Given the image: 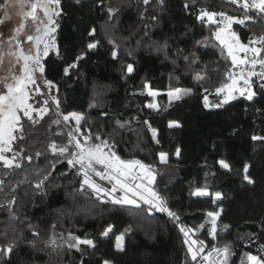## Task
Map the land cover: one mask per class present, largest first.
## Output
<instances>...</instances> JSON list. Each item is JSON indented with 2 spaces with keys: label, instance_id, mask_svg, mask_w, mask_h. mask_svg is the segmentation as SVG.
<instances>
[{
  "label": "trees",
  "instance_id": "16d2710c",
  "mask_svg": "<svg viewBox=\"0 0 264 264\" xmlns=\"http://www.w3.org/2000/svg\"><path fill=\"white\" fill-rule=\"evenodd\" d=\"M109 6L115 10L111 14ZM201 9L245 15L243 7L230 0H164L163 5L157 0L148 5L143 0H61V15L54 19L55 46L42 60L43 79L54 84L52 95L39 82L50 110L43 118L33 116L36 123L27 117L21 120L23 132L17 135L23 139L14 141L12 148L20 153L17 162L22 167L7 169L0 162V179L4 180L0 185V204L4 205L0 207V244L16 239L13 252L0 255V264H103L105 260L111 264H194L182 226L193 230L191 238L203 241L205 250L213 244H230L234 254L228 264H241L246 252L260 253L264 245V142L252 137L264 136V90L255 86L251 101L238 97L221 107L204 106L203 95L227 82L232 64L224 46L211 37L216 25L196 18ZM248 14L256 18L233 24L241 42L264 34V19L254 9ZM92 29L95 32L89 35ZM89 43L97 47L90 50ZM82 53L83 59L65 75L64 69ZM128 64L134 68L130 74ZM198 73L203 77L200 80ZM145 83L159 92L160 109L145 105L150 102L143 93ZM175 88L192 91L168 101L167 93ZM53 98L60 101L59 108ZM71 112L84 114L81 135L99 134L122 160L151 166V187L179 215V221L144 201L117 204L87 185L81 187L79 166L70 168V157L53 153L49 147L53 141L67 143V134L73 130L63 115ZM170 121H178L179 126L169 127ZM152 128L157 130L155 139ZM37 152L41 153L38 157ZM160 153L167 154L166 162L160 160ZM27 156L33 159L28 161ZM221 160L230 168H223ZM246 163L251 184L243 179ZM40 171L52 174L37 189L35 173ZM198 188L209 195H192ZM216 192L222 199L213 203ZM12 197L15 203L5 204ZM9 208L15 218L10 217ZM221 208L213 238L206 213ZM224 225L230 226L227 231L222 230ZM109 227L112 231L103 236ZM121 234L123 250L116 247V236ZM73 237L91 239L96 246L68 248Z\"/></svg>",
  "mask_w": 264,
  "mask_h": 264
},
{
  "label": "snow or ice",
  "instance_id": "6c2138e0",
  "mask_svg": "<svg viewBox=\"0 0 264 264\" xmlns=\"http://www.w3.org/2000/svg\"><path fill=\"white\" fill-rule=\"evenodd\" d=\"M151 0H143L144 5L150 4ZM157 2L163 5L164 0H157ZM233 4H239L243 7L245 15L241 17H235L228 15L225 12H215L208 9H201L199 15L196 17L198 20H207L212 24L216 25V31L211 34V37L219 42L220 45L224 46L226 49V57L230 58L232 68H240V71L234 72L229 71L227 73L226 83H221L220 86L216 87L215 92L217 95L223 94L224 99L219 104L212 105V107H221L222 104L227 103L228 101L235 99L236 94L240 96H246L247 100H253V97L256 95V92L252 88V77H259L261 80H264V34L258 35L255 38H250L247 44L241 43L237 34L233 31H230L233 23L244 24L246 21H251L256 17L249 15L250 10H256L257 14L261 19H264V0H230ZM79 3V0H77ZM103 3V0H101ZM61 0H3V3H0V10L4 11L3 18H0V25L4 24L6 20L11 19V12L18 10V15L21 17L20 24L14 28L13 35L9 36L5 41L3 33L0 32V44L7 43L9 48H15L14 51H9L7 54L9 56L15 57V64L11 65L8 70V75L5 77H0V162L3 163V166L7 169L20 168L22 165L17 162V157L20 155L19 152H14L12 144L17 139H23L22 136H18V132H23V125L21 120L23 117H27L28 120L36 123L37 121L33 117L34 112H38L40 117L43 118L49 112L48 100L43 101V106L40 108H34L29 100L32 98L30 92L32 89L29 88V85L36 86L35 91L39 92V86L36 85V79L34 78V72L37 67L39 71L43 73L44 69L40 66L41 59V49L40 45L43 43L42 54L44 56L48 55L50 47H54V36L51 34L56 31L54 16L58 17L61 15L60 10ZM189 7L186 3L185 8ZM108 13L111 14L115 10L112 7H108ZM40 13L43 14V18ZM219 17L220 19H217ZM31 20L34 24H39L41 26L35 27L33 34H27L25 21ZM155 19V17H153ZM223 25V27H221ZM95 29H92L89 32V35H93ZM21 33L25 34L26 41L34 44L35 51L32 47H29L28 52L25 53L22 44L24 41L20 39ZM45 37H48L49 40L53 43L45 41ZM207 39V38H206ZM259 45V46H255ZM97 47L96 43H89L87 45L88 49H94ZM251 53L249 57L248 53ZM243 53V55H241ZM113 57L117 56V53L113 51ZM221 55L224 56L225 52L222 51ZM84 54L78 55L76 61L69 64L65 69L64 73L67 75L69 70L77 66V62L83 59ZM185 61H189V56H184ZM192 62L195 63L196 59L193 57ZM3 64V54H0V65ZM16 65H20L19 68H16ZM251 65L249 68L248 66ZM260 66V71L255 70L256 66ZM134 71L133 65H127V72L130 74ZM197 74V80L202 79ZM242 82V86H241ZM46 85L49 89L54 87L53 81L46 80ZM261 90H264V84L261 86ZM144 88L148 90V95L156 97L159 93L150 89L149 85L145 83ZM191 89H180L175 88L172 91H169L167 94L170 100H179L182 96L189 95ZM208 90L205 89V92ZM57 108H59L60 101L56 98H53ZM204 106L209 107L208 96H204ZM93 107V105H90ZM148 108L156 109L158 105L155 103H149ZM83 113L71 112L66 115H63V120L68 122L74 120L76 127L73 131L68 132L67 144L64 146H58L54 141L49 144L53 153H59L61 155L67 154L70 158L67 159V163L72 167L79 166L78 174L83 176L82 185L83 188L85 185L93 188L96 193H115L117 191V186L124 192L122 197L112 196V199L117 204H128L136 205L138 200L144 201L150 205H153L160 212H167L169 217H172L176 221H179L180 217L177 213L168 209L165 204L166 201L162 198L156 191L153 190L151 184L154 180V176L150 171L151 166L142 163L139 160H122L115 153H106L105 148L108 147L107 139H102L99 134H96L95 137L91 135H86L83 142L78 138L81 135V121L84 119ZM55 124H59L60 120L53 121ZM119 123V122H118ZM145 123H148L145 121ZM123 125H121L122 127ZM179 126L178 121H170L169 127ZM150 127V125H149ZM153 138H156L157 130L152 128ZM62 134V133H58ZM93 139L100 141L99 143H89ZM253 140H260L264 142V136L252 137ZM159 143V141H156ZM74 148L75 151L71 149ZM5 153H13L11 156L5 155ZM180 150L177 149V155H179ZM41 153L37 152L36 156H40ZM166 153H160V158L162 162H166ZM28 161L33 159L32 156L26 157ZM223 168H230V165L225 161L221 160L219 162ZM100 164L104 165L108 171V175L105 176L104 172L96 171L95 165ZM249 164L244 165V176L243 179L249 184L254 183L249 173ZM51 168H55V164L51 165ZM138 168L143 174L144 178L147 179V184H134L129 185L125 183L121 177H126L132 174V170ZM89 172H94L95 175L100 176L104 179L115 180V184L112 189H104L100 185L92 181ZM51 171L47 172H37L35 173L38 176V180L35 183V188L41 189L45 182L51 176ZM4 184V180L0 179V185ZM13 191L15 189H12ZM2 191V188H0ZM195 196H207L209 195L208 191L203 188H198L195 192L192 193ZM215 199L213 203L217 200L222 199V194L216 192ZM138 198V199H137ZM15 203V197H12L10 200H6L5 204L12 205ZM3 204H0V207H3ZM151 210V209H150ZM10 217L15 218V213L9 208ZM223 209L218 211H208L206 216L209 218L211 224L210 234L215 238L217 235V221L219 220ZM31 227V225H29ZM53 228L55 225L52 226ZM200 227H203L201 225ZM229 225L223 226V231L229 229ZM112 229L109 227L106 229L102 235L107 237L109 232ZM126 231H128L126 229ZM180 231L184 234L185 240L184 243L187 245V252L190 254L192 261H197V258H201L202 264H228L229 258L234 254L230 244H225L223 247H217L212 245L209 251H205L206 245L203 241L192 239L190 233L193 231L191 228L180 227ZM38 235V233H34ZM22 235V233L20 234ZM7 238V233H5ZM124 235L116 236V247L117 249L123 250ZM52 244H55L54 239L49 241ZM88 245L92 248H95V243L91 239L81 240L79 237H73L72 242L67 244L68 248H75L79 250L80 245ZM16 245V239H8L6 244H0V255L8 256L13 252ZM103 264H111L110 261L105 260ZM241 264H264V245H260V253L253 254L252 252H246L241 257Z\"/></svg>",
  "mask_w": 264,
  "mask_h": 264
},
{
  "label": "rangeland",
  "instance_id": "374dc122",
  "mask_svg": "<svg viewBox=\"0 0 264 264\" xmlns=\"http://www.w3.org/2000/svg\"><path fill=\"white\" fill-rule=\"evenodd\" d=\"M0 3H3V0H0ZM3 15H4V11L3 10H0V18H3ZM40 15L43 18V14L40 13ZM53 19H55V16L53 17ZM217 19H220V18L217 17ZM204 21L205 22H209L206 19ZM20 22H21V17L18 15V10H17V11L11 12V19L6 20L4 24L0 25V32L3 33V37L2 38L5 41L7 40V38L9 36H11V35L14 34L13 33V30H14L15 27H17L20 24ZM25 24H26V32H27V34H33L34 33V30H35V27L41 26L38 23L37 24H34L30 19L27 20V21H25ZM233 24H235V23H233ZM221 27H223V25H221ZM230 31H233L234 32L233 25H232V28H231ZM51 35L54 36V33H52ZM250 38H255V37H249V39ZM20 39L22 41H24V43L22 44V47L24 48L25 53L28 52L29 47H32L33 48V51H35L34 44L26 41V37H25V34L24 33H21ZM249 39L246 42H241V41L240 42L247 44L249 42ZM45 41L49 42L50 44L53 43V41L49 40L48 37H45ZM255 46H259V45H255ZM53 48L54 47H50L49 48V51L51 49H53ZM40 49H41L40 66L42 67V60L45 57L42 54L43 43L40 45ZM14 50H15V48L13 47V48L10 49L7 43L0 44V54H3V64L0 65V77L7 76L8 75L9 68L11 67V65L15 64V57L14 56H9L7 54L9 51H14ZM241 55H243V53H241ZM248 55H249V57H251L252 54L249 52ZM19 67H20V65H16V68H19ZM248 67L250 68L251 65H249ZM255 70L257 72H259L260 71V66L257 65L256 68H255ZM231 71H234V72H237L238 73L240 71V68H235V69L232 68ZM34 78L36 79V85L39 86V92L35 91V87L36 86L29 85V88L32 89V91L30 92V96L32 98L29 100V103H31L34 108H40V107H42V103L44 101V97H43L44 96V91L42 90V86H41V84L39 82H41L45 86V89L47 90L48 95H52V92H53L54 87H52L51 89L48 88V86L45 83V80L43 79L42 73L39 71V68L38 67H37L36 71L34 72ZM262 84H264V80H261L259 77H252V88H254L255 86H258L259 87ZM241 86H242V82H241ZM143 93H146L148 95V90L147 89H144ZM205 95L208 96L209 107H207V108H216V107H212V105L219 104L224 99L223 94L217 95L215 91L214 92H210V93H205L203 95V104H204V96ZM149 97H150V102L146 103L145 105L147 106L149 103H155V104L158 105V108L153 109V110L160 109L161 103L159 102V100L157 98L158 95L156 97H152V96H149ZM238 97H244V98H246V96H240V95L236 94V98H238ZM167 100L168 101H171L170 98H169V96H168V94H167ZM36 115L37 116H40V114L38 112H34L33 113V116H36ZM67 123H70L72 130L75 129L76 124H75V121L74 120H70ZM78 138L83 142V140H84V136L83 135H79ZM56 144L58 146H64L67 143H63V144L56 143ZM71 150L72 151H75L74 148H72ZM104 151L106 153H109V154L114 153L112 151V149H110V148H105ZM5 155H7V154L5 153ZM160 160H161V158H160ZM95 168H96V171L104 172L105 176L108 175V171L109 170H106L105 167H104V165L97 164V165H95ZM150 171L152 172L151 169H150ZM89 175H90L92 181H94L96 184L100 185L102 188L108 189L109 192L112 189L113 185L115 184V180L101 178L100 176L95 175L94 172H89ZM152 175H153V172H152ZM121 179L125 183L129 184L130 186L131 185H134V184H147L148 183L147 179L144 178V174L138 168L133 169L131 175H128L126 177H121ZM101 194H104L108 198H110L111 200H113L112 199V196L122 197L124 195V192L119 188V186H117V191L115 193H110V194L101 193ZM214 194H213V196L215 197ZM138 202H140V200H138ZM151 206H153V205H151ZM217 224H218V221H217ZM209 250L210 249L205 250V251L207 252ZM194 264H202L201 258L198 257L197 258V261H195Z\"/></svg>",
  "mask_w": 264,
  "mask_h": 264
}]
</instances>
